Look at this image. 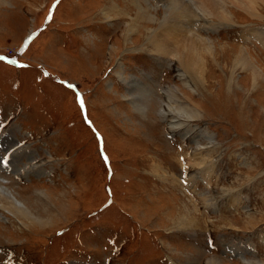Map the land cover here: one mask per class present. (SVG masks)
I'll return each instance as SVG.
<instances>
[{"label":"rangeland","instance_id":"obj_1","mask_svg":"<svg viewBox=\"0 0 264 264\" xmlns=\"http://www.w3.org/2000/svg\"><path fill=\"white\" fill-rule=\"evenodd\" d=\"M138 13L0 0L15 61L0 59V183L43 220L0 207V264H264V6L199 27L221 58L207 83L156 51ZM242 51L263 77L235 68ZM172 90L188 111H164Z\"/></svg>","mask_w":264,"mask_h":264},{"label":"bare ground","instance_id":"obj_2","mask_svg":"<svg viewBox=\"0 0 264 264\" xmlns=\"http://www.w3.org/2000/svg\"><path fill=\"white\" fill-rule=\"evenodd\" d=\"M133 2L138 5V17H144L148 21H151V24L157 25V27L154 26L156 28L148 30L150 35L147 38L154 45L156 51L160 54H164V57L175 59L183 69L181 73L183 77L189 78V74H193L198 82L201 80L205 83L208 82L207 75L210 73L209 71L211 68H209V65H212V62L217 63L221 58L218 55V49L215 47V44L199 31V27H201V29H211L218 24L214 20L220 21L221 24L231 25L234 19L233 15H235V12L238 10L246 11L247 14L252 17H258L260 9L264 6V0H167V3L164 4V11H160V9H157L160 0H150V10L141 4V0H133ZM146 2L149 3V1ZM155 3H157V6H155ZM108 14L106 15L108 16ZM162 14L164 15L163 18L160 16ZM192 20H194V23L192 22L193 27H186L191 24ZM132 21L135 22L136 17ZM133 28L134 25L130 24V28L125 30L128 31V34H131ZM242 52L243 53L235 59V68L244 66L251 72L253 75L252 77H254V75L258 76V78L259 76L263 77L258 69H253L254 65L250 60L251 58L248 57V54L244 51ZM169 91L171 92V89ZM172 93V98L174 100L176 98L177 100L181 98H179L173 90ZM177 100H175L176 104H173L168 96V101L164 108L167 114L180 112L184 109L188 111L186 108H183L179 102H176ZM199 116L200 113L198 112V108H192L189 117L199 118ZM175 121L181 124H187V121L185 122L176 118ZM2 139L4 143H7L6 135H2ZM14 146L18 148L11 153L13 155L17 154L23 156L27 152L26 146H23V144L18 145L17 143V145ZM212 146L214 147L215 145ZM8 159L9 157H7V160ZM34 163L33 166L39 164L37 161ZM213 168H208V170L203 173L210 175V173L213 172ZM19 170V172H23L25 169L19 168ZM2 180V182H6L5 178ZM5 182L0 183V207L13 213V215H18V213L24 215L27 219L29 218L31 220V224L42 223L43 220L41 221L39 217L37 218V215H34L31 209L23 201L18 199ZM209 264L222 263L211 260ZM245 264L254 263L246 261Z\"/></svg>","mask_w":264,"mask_h":264},{"label":"water","instance_id":"obj_3","mask_svg":"<svg viewBox=\"0 0 264 264\" xmlns=\"http://www.w3.org/2000/svg\"><path fill=\"white\" fill-rule=\"evenodd\" d=\"M235 256H238L237 254Z\"/></svg>","mask_w":264,"mask_h":264},{"label":"trees","instance_id":"obj_4","mask_svg":"<svg viewBox=\"0 0 264 264\" xmlns=\"http://www.w3.org/2000/svg\"><path fill=\"white\" fill-rule=\"evenodd\" d=\"M88 107V106H87Z\"/></svg>","mask_w":264,"mask_h":264}]
</instances>
